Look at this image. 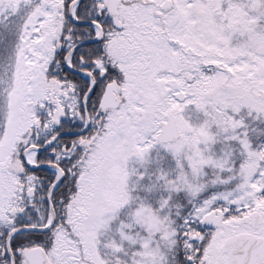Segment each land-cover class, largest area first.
I'll return each instance as SVG.
<instances>
[{
  "label": "snow or ice",
  "instance_id": "1",
  "mask_svg": "<svg viewBox=\"0 0 264 264\" xmlns=\"http://www.w3.org/2000/svg\"><path fill=\"white\" fill-rule=\"evenodd\" d=\"M0 264H264V0H0Z\"/></svg>",
  "mask_w": 264,
  "mask_h": 264
}]
</instances>
